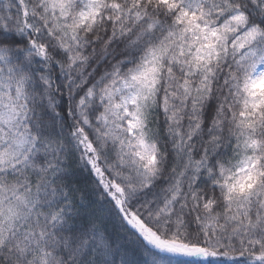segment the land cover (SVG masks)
I'll return each mask as SVG.
<instances>
[{"label": "snow or ice", "instance_id": "6c2138e0", "mask_svg": "<svg viewBox=\"0 0 264 264\" xmlns=\"http://www.w3.org/2000/svg\"><path fill=\"white\" fill-rule=\"evenodd\" d=\"M0 264H264V0H0Z\"/></svg>", "mask_w": 264, "mask_h": 264}]
</instances>
